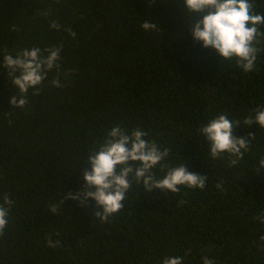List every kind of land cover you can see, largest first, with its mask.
<instances>
[{
	"label": "trees",
	"instance_id": "obj_1",
	"mask_svg": "<svg viewBox=\"0 0 264 264\" xmlns=\"http://www.w3.org/2000/svg\"><path fill=\"white\" fill-rule=\"evenodd\" d=\"M255 3L264 13V0ZM184 7V0H0V203L5 193L14 201L0 264H162L177 255L183 264H203V256L264 264V224L255 219L264 213V169L257 171L264 129L236 131L256 138L234 167L213 160L197 132L218 114L242 121L264 105V52L250 73L220 62L193 39ZM145 21L161 29L146 31ZM53 45H63L64 87L52 85L50 72L38 95L29 90L24 109L12 108L4 50L15 56ZM117 124L142 128L171 150L166 162L207 176L206 190L147 192L133 184L110 223L95 217L94 200L85 208L66 199L84 190L89 152ZM60 201L52 214L49 204ZM49 237L60 246L48 247Z\"/></svg>",
	"mask_w": 264,
	"mask_h": 264
},
{
	"label": "clouds",
	"instance_id": "obj_2",
	"mask_svg": "<svg viewBox=\"0 0 264 264\" xmlns=\"http://www.w3.org/2000/svg\"><path fill=\"white\" fill-rule=\"evenodd\" d=\"M152 3V0H149ZM184 15L189 20L193 39L202 42L204 48H210L220 57L244 73L258 71L257 60L264 52V13H257L255 0H184ZM50 14V13H49ZM61 25L52 20L50 28L61 30ZM141 27L148 31H158L157 23L145 21ZM71 37L76 33L65 28ZM63 45L25 48L17 51L15 56L4 50L3 68L10 79L14 94L10 98L12 108L24 109L28 104L29 90L38 95L50 72H56L51 80L54 87L64 85L60 81L61 51ZM70 73L65 74V79ZM252 114L242 121L230 119L227 114H218L207 124H202L197 132L208 144L209 155L213 160L227 158L228 166L234 167L250 151L256 135L238 138L235 133L241 127L251 128L258 125L264 129V105L250 110ZM148 133L142 128H127L117 124L107 132L102 143L89 152L87 168L83 173L86 182L84 190L69 193L66 199L78 201L85 208H91L90 201L96 202L98 210L95 217L101 223H110L111 219L125 208L124 201L133 184L143 185L145 191H163L174 194L182 188L206 190L208 177L188 170L182 162L171 165L166 162L170 155L169 148H161L155 139H148ZM182 159V158H181ZM159 169L161 175L156 174ZM264 169V156L259 160V168ZM216 188L222 190L223 182H217ZM0 203V237L5 235L9 223V214L14 204L8 193ZM185 200H180L182 206ZM63 201L50 203L52 214H59ZM255 219L264 224V213ZM264 245V235L260 237ZM48 247L60 246V241L47 240ZM203 264H215L208 256L202 257ZM184 257H165L162 264H183Z\"/></svg>",
	"mask_w": 264,
	"mask_h": 264
}]
</instances>
